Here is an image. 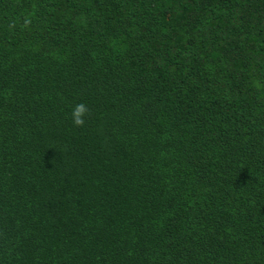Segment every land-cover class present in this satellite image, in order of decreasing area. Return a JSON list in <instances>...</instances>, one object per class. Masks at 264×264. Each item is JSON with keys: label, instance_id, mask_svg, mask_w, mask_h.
Instances as JSON below:
<instances>
[{"label": "trees", "instance_id": "1", "mask_svg": "<svg viewBox=\"0 0 264 264\" xmlns=\"http://www.w3.org/2000/svg\"><path fill=\"white\" fill-rule=\"evenodd\" d=\"M0 264H264V0H0Z\"/></svg>", "mask_w": 264, "mask_h": 264}, {"label": "clouds", "instance_id": "2", "mask_svg": "<svg viewBox=\"0 0 264 264\" xmlns=\"http://www.w3.org/2000/svg\"><path fill=\"white\" fill-rule=\"evenodd\" d=\"M89 115L87 105L79 103L72 109L71 117L72 123L75 127H83L85 124V117Z\"/></svg>", "mask_w": 264, "mask_h": 264}]
</instances>
